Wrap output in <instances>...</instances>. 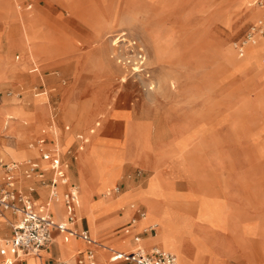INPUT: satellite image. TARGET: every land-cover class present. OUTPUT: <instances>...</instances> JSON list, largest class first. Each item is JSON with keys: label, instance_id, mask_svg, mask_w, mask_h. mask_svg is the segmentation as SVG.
Segmentation results:
<instances>
[{"label": "rangeland", "instance_id": "374dc122", "mask_svg": "<svg viewBox=\"0 0 264 264\" xmlns=\"http://www.w3.org/2000/svg\"><path fill=\"white\" fill-rule=\"evenodd\" d=\"M38 1L43 2L41 7L32 5L23 11L15 0V5L0 11L8 48L21 44L25 50L12 49L6 57L2 34L1 175L2 162H18L33 153L37 155L34 149L28 148L36 136L31 135L34 128L36 133L45 128L46 135L59 141L60 151L67 157L71 154L72 148H67L73 137L74 146L82 143L79 135L90 137V141L78 148L74 181L78 189V216L87 217L94 236L103 240L104 234L99 231L103 220L116 217L119 211L130 217L132 205L128 203H142L145 206L142 216L147 220L142 224L133 223L139 229H148L154 225L153 221L159 222V227L155 226L157 233L150 238L153 242L150 247L167 248L154 241L165 232L175 240L171 241L172 245L184 244L188 252L193 253V264H222L220 256L235 258L237 250L244 251L248 261L232 259L229 264H264V186L262 179L256 178L257 185L252 191L237 166L246 153L264 158V50L258 60L260 69L240 62L246 58L247 48L255 44L245 39L264 18V5L248 6L250 0ZM53 2L65 8L67 13L57 15L60 8L56 7L57 11L53 9L49 17L46 8ZM260 2L262 0L257 4ZM256 11L262 16L253 19ZM31 12H38L42 17L36 39L39 51L36 62L31 59L24 34ZM14 23L17 24L12 26ZM16 30H19L18 36L14 35ZM260 35L264 37V34ZM263 37L258 41L264 44ZM122 38L129 41H119ZM62 41V46L50 59L52 66H42L40 79L30 71L32 63L35 66L43 64L51 57L53 46ZM157 45L159 55L155 49ZM137 46L142 47L144 54L143 62L138 65L134 64ZM6 52L9 53V49L6 48ZM87 55L92 64L87 71H82L80 67L86 62ZM3 63L6 79L1 73ZM15 66L14 71H9ZM134 66L138 67L137 71ZM4 80L17 82V85ZM63 90L67 98L72 97L70 102L60 101ZM41 103L47 106L49 114L48 119L37 118L41 122L37 124V119L31 120L22 105L29 110L33 104ZM125 108L132 110L131 121L135 126L129 121L131 112ZM3 109L14 121L24 119L25 127H28L25 133L3 127ZM83 110L88 116L80 119ZM58 111V118H64L60 121L55 120ZM108 111L113 118L125 121L123 130L119 119L102 124L103 119L96 117L89 123L95 113ZM51 115L54 116L52 123ZM66 125L68 129H65ZM100 126L115 133L122 130V134L115 138L101 137L98 135ZM129 144L134 153L154 158L161 166L171 164L177 171L170 170L167 176L161 167L152 164V174L141 186L150 172L133 165L124 169L118 181L123 162L128 157L124 153ZM54 145L58 146L56 142ZM13 148H19L21 152L10 153ZM83 158L85 169L79 165ZM64 162L69 165V160ZM175 177L185 179L190 190L182 193L185 185H179L178 191L174 189ZM153 178L158 179L160 186L157 201L162 209L160 212L149 208L142 199L129 198L126 193L121 195L133 189H147ZM17 185L22 187L19 182ZM107 187L119 196L107 197ZM252 196L255 217L247 220L246 212L232 204L245 205ZM123 204H127L125 210L120 209ZM54 207V211H58L57 206ZM179 209L185 211L182 217ZM134 219L137 221L138 218ZM193 223H197V233ZM9 234L10 229L4 237L8 238ZM73 241L66 242L62 236H57L55 243L65 253ZM114 242L126 250L124 245L128 240L125 237L119 236ZM143 244L142 239L133 248L143 247ZM161 247L159 249L165 250ZM0 248L6 256L2 238ZM167 249L177 254L180 264H186L177 250ZM40 252L47 253L45 250ZM71 254L65 255L64 259ZM22 257L32 260L34 256ZM101 259L104 264L109 263L104 255Z\"/></svg>", "mask_w": 264, "mask_h": 264}, {"label": "crops", "instance_id": "0c3cea01", "mask_svg": "<svg viewBox=\"0 0 264 264\" xmlns=\"http://www.w3.org/2000/svg\"><path fill=\"white\" fill-rule=\"evenodd\" d=\"M16 2H17V7L18 8L21 7V9L23 11L29 10L32 7V5H37L39 7H41L43 5V2L42 1H38V0H16ZM16 2H15V0H8V4L10 6H13V3L15 5ZM20 3L23 4V6H21ZM56 7L60 8V12L57 15L61 16L62 14L67 13V10L65 8H63L61 5L53 2L52 5H50V6H48L46 8L48 10L47 13H48L49 17L51 16V14L53 12V9H55L54 11H57ZM257 7H262V6L258 5ZM0 19H1V17H0ZM1 20H2V24L0 25V41L4 37V40H5V42H4V53H5V56L8 57L9 54L11 53L12 49H15V48H18V49H21V50L25 51L24 48H23V45H21V44H19V45L13 44V45L9 46V48H8L7 38H6L7 32H6V29H5V26H4L5 24L3 23V19H1ZM16 24L17 23H14V24H11V25L13 26V25H16ZM18 32H19V30H16L14 35L18 36V34H19ZM2 34H3V37H2ZM63 41L60 44L58 43V44L53 46V51H52L51 57L49 59H47L43 64H38V66H35L32 63V67H31L30 71H32L35 74H37L40 77V79H41L42 66H44V67H51L52 66L53 63L51 62L50 59L53 57V55L56 53V51L59 50L57 48L62 46ZM72 43H74V42H72ZM255 46H257V45H254V46H251V47H255ZM251 47H249V48H251ZM6 48L9 49V53L6 52ZM15 57L19 58L18 55H16ZM2 60L4 62L3 58H2ZM85 61L86 62L80 67L82 71H84V70L87 71L88 68L90 67V65L92 64V61H91L90 57H88V55L86 56V60ZM16 68H17L16 66L13 67V68H9V71H14ZM5 71H6V68H5L4 63H3V68H2V71H1V73L3 75V79H6V75H5L6 72ZM4 82L5 83H8V82L10 83L11 81L10 80H4ZM11 83H14V85H17V82H11ZM71 99H72V97H70V98L66 97V94L64 93V90L61 92L60 101L61 100H66V101L70 102ZM92 101H93V99H92ZM86 102H88V101H86ZM43 103L38 104V105L33 104L32 105V109H29V110L26 109L24 105H22V107L24 108V110H26L31 115L30 116L32 118L31 120H36L37 118L38 119L39 118H42V119L47 118L48 119L49 112H48L47 106L45 104H43ZM119 109H122V108H119ZM125 109H127V108H125ZM58 110H59V108H58ZM127 110H129L131 112V114H132L131 118L129 120V121H131V119L133 117V112H132L131 109H127ZM59 111H58V113L56 114V117H55L56 118L55 120H57V121H60V120L64 119L63 117L62 118H58ZM110 112L111 111L104 112V113H102V112L95 113L89 123H91L92 121L94 122V119L96 117H97V119H100L101 121L103 119L102 124H106L110 120L119 119L123 123V126H122V130H123L125 121L123 119H121V118H113L109 114ZM52 117L54 118L53 115H51L49 117L51 123H52V120H51ZM38 119H37V122H39ZM74 119H75V117H74ZM40 123L41 122H39L37 124H40ZM37 124H35L32 127L34 128ZM131 124L133 126H135V124H133L132 121H131ZM68 127L69 126L66 125L65 129H68ZM100 128H101V126H100ZM122 130H121L120 133H118V132L115 133V132H110L108 130L105 131L103 129V126H102V128L98 131V135L101 136V137L104 136V137H111V138L120 137L121 134H122ZM36 132L37 131L34 128L33 131L31 132L32 133L31 135H33V134L35 135L36 134V136H35L34 141L29 143L28 148L31 149V150L34 149V151L37 152V155H34V153H33L32 155H30L26 159H24L20 163L19 167L14 170V177H15V189L17 191H21V192L29 195L30 198L36 204H41V203H45L47 201V199H48V187H47V185L42 183L37 178H34V177L27 178V177H25V175H24V169L26 167L25 161H27V160L35 161V162L38 163V165L40 167L41 166L43 167L45 165V161L42 160L41 157H40V153H39V149H38L39 140L41 138H44L46 140L45 145L47 147H50V148L51 147H55V146H53V144H54V142H57V141H55L53 137H49V136L46 135L47 132H46L45 128L42 129L41 133H36ZM61 134L62 133H60V135ZM79 138H82V143L81 144H85L86 143L85 140L87 139V137H83V135H79ZM58 143H59V141H58ZM75 143H76V141H75V139L73 137L71 142H70V144H69V146H68V148H67V150L69 148H72L70 150L71 154H70L69 157H67V155L65 156V152H60L59 151L63 161L64 160L65 161L69 160V165L66 162L67 163L66 173L70 177V179H69V181H68V183L66 185H59V191L61 193L63 191H65V190H68L72 185H76V183L74 181V178L76 176V166H77V163H78V159H77L78 148L80 147L81 144L78 145V146H74V145H76ZM249 143H250V141H249ZM130 144H129V149H128V151H129L128 158L125 159V161L123 162L122 174L119 177L118 181L122 178V175L124 173V169L128 168V167L130 168L133 165L136 168H140L142 170H148L150 172L149 175H147L145 177V179H143V185H141V186H144L146 184V180L152 174V168L150 167L152 164H155V165L161 167L162 171L167 176H168L167 172H169L170 170L172 172L177 171L176 167L172 166L171 164L170 165L161 166L159 164V162L155 161L154 158L150 159V158L143 157L142 154H140V153H134L131 150V148H130ZM1 161H2V159H0V162ZM11 161H14V160H11ZM11 161H8V162H11ZM82 161L83 160H81L79 162V165H80V167L84 168L83 167L84 163L81 164ZM14 162H16V161H14ZM140 162L141 163L144 162V164L141 165ZM4 163H7V162H2V164H1L2 167H3ZM237 166H238V168H240V169H238V170H240L239 174L241 172V174L243 176L244 175L246 176L247 186H248V188L250 187L252 191L255 189V187L257 185V182L255 181L256 178L260 177L262 179V184L264 186V158H261V157L257 156V154H255V153H253V156H251V155L249 156V153H246V157H242V163L238 162ZM2 169H3L2 175H1V172H0V183L3 181L4 174H5L4 168H2ZM49 175H50L49 171H46L44 173V177H48ZM173 181L175 183L174 184V189L177 190L179 185H185L186 189L183 190L182 193L190 190V188L187 185V181L185 179L175 177V178H173ZM18 182L22 184L21 188L18 187V185H17ZM129 187L130 186H128L125 189H128ZM134 191H135V189H133V190H131L129 192L125 191V192L121 193V195L126 193L127 196L129 195V198H132V199L136 200L137 198H133V194H134L133 192ZM115 193H117V192H115ZM253 199H254V196H252L250 201L247 199L245 205L236 203L234 205L232 204V206H235L238 210H242V211L246 212V215H248V216H244V217L247 218V220H252L255 217V216H253V213L255 211V204H254L255 202L253 201ZM157 201H158V192L156 193V196H155V202H156V204L158 206V209H159V212H160L162 209L160 207L159 202H157ZM180 202L183 203V202H187V201L184 200L182 202V200H180ZM53 204H54V206H57V210L58 211H54V209H53V211H54V213H53L52 211L49 210L51 215H52V217L56 221H64L65 220V211H64L63 204L61 202L59 203V202H55V201L53 202ZM126 205L127 204L121 205L120 209L122 210V206H126ZM144 210H145L144 204L138 203V204H134V205L131 206L130 217L129 216L127 217L126 215L123 214L122 211H119L118 215L116 217H114L112 219H109V220H103L100 223V228H99V231L104 234L103 241L104 242L105 241L106 242H111L112 249H115V250L120 251V252H125V253H129V252L133 251V249H134L133 246L136 243L140 242V240H142V239L144 241L143 246L145 245V247H147V248L152 246L153 242L151 241L150 238H152L157 233L156 232L157 229L154 227L151 231H144V229H139L136 226L137 224L133 225L134 223L132 222V219L138 218L137 222L139 224L144 223L147 220V217H142L140 215V213L143 212ZM263 211H264V209H263ZM179 212H181V215H180L181 217L185 214V211H183L182 209H179ZM124 213H126V212H124ZM193 213H194V211H192V214ZM54 214H55L56 217H54ZM17 218H18L17 215L11 213L8 210H0V238H2L3 240H7V239H9L12 236L13 231H12V226L11 225H12L13 222H15L17 220ZM153 222H157L159 224L158 221H153ZM196 224L197 223H193V225H194L193 229L196 230V233H197V229H195ZM71 226L73 228H75L76 230H83V229L86 230L87 233H88V236L91 239H93L91 237L90 226H89L87 217L85 215H82L81 217H79L78 216L77 207H76V218H75V221L73 222V224ZM128 227H130L129 231H126V232L123 233V230L125 228H128ZM9 229H10L9 237L5 238L4 236L8 234ZM59 234H61V233H59L57 231H53L52 241L48 245H46L45 247L40 249V250H45L47 253L45 255H39V254L36 253V254L33 255L34 257H33L32 260H31V258L27 257V263L28 264H89V260L87 258L88 248H92L93 249V260L95 261V264H104L103 260L101 259L102 255H104V257H106V259L109 260V256H110V251L109 250L103 251V253H99L98 254L97 249H96L97 246L87 244L84 240H82L81 238L76 237V236H71V237L78 238L80 240L79 241L74 240L69 248L66 247L65 253H62L58 249V246H57V244L55 243V240H54V238L56 236H58ZM105 234H107V235H105ZM135 234H139V236H140V239L138 241H135L133 239V236ZM199 235H201V234L199 233ZM224 235H226V234H224ZM119 236L125 237L126 240H128V242L124 245L126 250L121 249L120 247H118L119 245L114 242V241L117 240V238ZM201 236H203V235H201ZM203 237L209 239V237H207V236H203ZM210 238H212L211 234H210ZM184 241H185V239H184ZM155 246H159V245H155ZM159 247H161V246H159ZM161 248H164V247H161ZM164 249H167V248H164ZM166 251L172 253L170 250L168 251V249ZM4 252L6 253V256H5V254L3 253V251L0 248V264H23L24 260H22V259H12V261L7 262L6 261L7 260L6 257L13 256V254L11 252H9L8 250H6L5 248H4ZM71 252H72L71 256L68 259H64L65 255H66V257H68ZM243 252L240 251V250H237L235 252V254H234L235 258L220 256L223 259V261H222L223 263L222 264H229L230 262H232V259H234L236 261L238 259H244V260L248 261L246 256L244 255L246 253H243ZM172 254L175 255L174 253H172ZM223 256H225V255H223ZM192 257H193V253H187L188 260H191ZM110 262H113V263H110ZM108 264H132V263L130 261H127V260H124V259H119V260H115V261H110L109 260ZM248 264H250V263L248 262Z\"/></svg>", "mask_w": 264, "mask_h": 264}, {"label": "built area", "instance_id": "2783aa9c", "mask_svg": "<svg viewBox=\"0 0 264 264\" xmlns=\"http://www.w3.org/2000/svg\"><path fill=\"white\" fill-rule=\"evenodd\" d=\"M257 32L258 34H264V18L260 19L246 35L245 41H253ZM240 49H242V46H240ZM136 50L134 64L138 65L143 62L144 55L141 46H137ZM45 142L44 138H41L38 142L40 157L45 161V165L40 167L37 162L27 160L24 169L25 177L37 178L47 185L48 199L45 203L36 204L29 195L15 189L14 170L19 167L20 163L11 161L3 164L5 174L3 181L0 183V210H8L18 216L17 220L11 225L12 236L6 240L11 252L16 257L36 254L38 250L52 241L53 231L61 233L64 240L76 236L87 244L98 245V241L91 239L86 230H76L71 226L76 218L78 189L76 185H72L62 193L59 191V185H66L69 181L66 173L67 163L63 161L60 152L55 147H47ZM46 171L50 172L48 177H44ZM59 196L65 211L64 221H56L47 208L48 202H58ZM140 215L142 216L143 212ZM133 221L134 219H132ZM153 228L151 226L144 229V231H151ZM133 239L138 241L140 239L139 234H135ZM108 250L110 251V261L124 259L132 264H178L175 255L155 247L146 249L137 247L129 253L112 248ZM87 258L89 264H95L92 248H88Z\"/></svg>", "mask_w": 264, "mask_h": 264}, {"label": "bare ground", "instance_id": "6f19581e", "mask_svg": "<svg viewBox=\"0 0 264 264\" xmlns=\"http://www.w3.org/2000/svg\"><path fill=\"white\" fill-rule=\"evenodd\" d=\"M257 1L258 0H250V1H248V6H262L263 7V5H264V1L262 0V2H260V4H257ZM8 1L7 0H0V11L2 12V11H5V10H7V8H8ZM257 12H258V14H257ZM264 11H262V13H263ZM20 13V12H19ZM261 13V14H262ZM260 11H256V12H254V14L252 15V18L253 19H257L260 15ZM262 15H264V13L262 14ZM261 15V16H262ZM260 16V17H261ZM259 17V18H260ZM41 19H42V17L40 16V14L38 13V12H31V13H29L28 14V17H27V23H26V27H25V32H24V34H25V38H27V47H28V50H29V53H30V56H31V59H32V61L33 62H36V57H37V55H38V44H37V42H36V39H37V32L39 31V27H40V22H41ZM29 26H28V25ZM263 36L262 35H260V34H256L255 36H254V39H253V41L251 42V43H255V44H251L249 47H251V46H254V45H257V46H255V47H251V48H247L248 50H247V56H246V58L243 60V61H240V62H243V63H247V64H249V65H254V66H256L257 67V69L259 68L260 69V67H259V57L261 56V53L263 52V50H264V44L262 43V42H259L258 40H260L261 38H262ZM119 38H121V37H118V39ZM264 38V37H263ZM121 40H126V38H122V39H120L119 41H121ZM126 41H129V39L128 40H126ZM118 41H116V42H114V44H116ZM259 44V45H258ZM80 46H81V44H80ZM160 47H159V45H157L156 47H155V49H156V53L159 55L161 52H160V49H159ZM144 55V54H143ZM119 62H121V59H119ZM122 63V62H121ZM130 63H132V62H130ZM122 64H124V63H122ZM134 69H136V71L138 70V67H136V66H134ZM127 74H125V76L124 77H126L127 78ZM173 80V79H172ZM175 82H176V79L173 81V83H174V85H175ZM124 83H126V81H124ZM42 93H44V92H42ZM42 93H38V94H42ZM111 107V106H110ZM3 114H4V120H3V127H8L9 129H20L23 133H25V130L26 129H28V127H25V124H27V123H25L24 122V119L23 120H20V121H14L6 112H5V110L3 109ZM85 116H88L87 114H86V111H82V113H81V115H80V119L82 118H85ZM54 122H55V120H53ZM97 123V122H96ZM101 122H99L98 124H100ZM11 131V130H10ZM45 131V130H44ZM92 132H94L93 130H92ZM16 133V132H15ZM85 141H90V137H88V139H86ZM57 144H58V146L57 145H54L53 144V146H55V148L58 150V151H60L61 150V147H60V144L58 143V142H56ZM94 144V143H93ZM92 144V145H93ZM83 149H84V146L82 147ZM91 148V147H90ZM126 152L124 153L126 156L128 155V153H129V151H128V149L127 150H125ZM21 151H20V149L19 148H13L12 150H10V153H12V154H18V153H20ZM61 152V151H60ZM88 152V151H87ZM128 158V157H127ZM77 159H78V156H77ZM23 161V160H22ZM21 160H18V162L17 163H21L22 162ZM83 161H84V159H83ZM83 161L81 162V163H83ZM68 178H69V176H68ZM70 179V178H69ZM107 189V191H106V194L108 195L107 197H111V196H115V197H118L119 195H115V194H113L110 190V188L109 187H107L106 188ZM159 190H160V186H159V182H158V179L157 178H153V179H151L150 180V182H149V186H148V188L147 189H145V190H141L140 191V189L139 190H137V189H135V191L133 192L134 194H133V198H137V199H142L143 201H145V202H147L148 203V206H149V208H151V209H153V210H155V211H159V209H158V206H157V204H156V202H155V196H156V193L157 192H159ZM59 201V203H60V196H59V199H58ZM130 205H134V204H136L135 202H130L129 203ZM47 208L50 210V211H52L53 213H54V211H53V209H54V204H53V202L52 201H49L48 202V206H47ZM125 208H126V206H122V210H125ZM54 217H56L55 216V214H54ZM142 217H146V216H142ZM141 217V218H142ZM138 220V219H137ZM134 221L135 222H137L135 219H134ZM133 221V222H134ZM136 223H134L133 225H135ZM155 226H159V224L157 223V222H154V225L152 226V227H155ZM129 229H130V227H128V228H125L124 229V231L126 232V231H129ZM91 233V232H90ZM58 236H62L61 234H59ZM57 237V236H56ZM56 237L54 238V240H56ZM91 237L95 240V241H98V245H97V247H96V249H97V252L98 253H103V251H107L109 248H112V246H111V244H109V243H106V242H104L102 239H100V238H98V237H96V236H94L92 233H91ZM61 239V238H60ZM69 240H77V241H79L80 239H78V238H74V237H69L67 240H65L66 242H68ZM155 242H157V244H162V245H164V246H167V248H172V249H174V250H177L180 254H181V256H182V258H183V260H184V262L186 263V264H193L192 263V260H188V258H187V253H189L188 251V249H187V247L186 246H176L175 244L174 245H172L173 243H171V241H173V242H175V240L173 239V237H171L169 234H166L165 232H161V235H159V236H157V238L154 240ZM3 246H4V248L6 249V250H8L9 252H11V250H10V248H9V245H8V243L7 242H5V240H3ZM171 246V247H170ZM140 247H142V246H140ZM155 247V246H154ZM142 248H144V249H146L147 247H145V246H143ZM148 248H151V247H148ZM155 248H159L158 246H156ZM40 251H44V250H38L37 251V254H39V255H43ZM165 251H166V249H165ZM169 251V250H168ZM172 253H174L173 251H171ZM12 253V252H11ZM13 254V253H12ZM175 254V257H176V260H177V263L178 264H180V261H179V258H178V256H177V254L176 253H174ZM28 256H33L32 254H29ZM6 261L7 262H10V261H12V259H23L24 260V262H23V264H28L27 263V258H24V257H16L14 254H13V256H8V257H6ZM109 262V261H108Z\"/></svg>", "mask_w": 264, "mask_h": 264}]
</instances>
